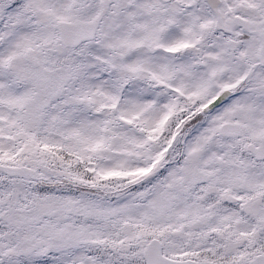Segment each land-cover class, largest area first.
<instances>
[{
  "label": "snow or ice",
  "instance_id": "obj_1",
  "mask_svg": "<svg viewBox=\"0 0 264 264\" xmlns=\"http://www.w3.org/2000/svg\"><path fill=\"white\" fill-rule=\"evenodd\" d=\"M0 264H264V0H0Z\"/></svg>",
  "mask_w": 264,
  "mask_h": 264
}]
</instances>
